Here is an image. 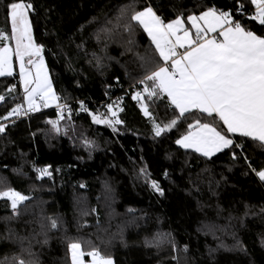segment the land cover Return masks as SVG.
<instances>
[{
    "label": "trees",
    "instance_id": "trees-1",
    "mask_svg": "<svg viewBox=\"0 0 264 264\" xmlns=\"http://www.w3.org/2000/svg\"><path fill=\"white\" fill-rule=\"evenodd\" d=\"M10 2L0 0V29L9 32ZM25 2L32 4V34L53 91L64 102L83 100L84 113H71L56 129L50 123L56 113L48 111L0 133V191L28 197L16 210L0 198V264H71L72 242L114 264H264V181L257 175L264 170V145L234 137L232 147L211 158L183 150L176 141L199 113L156 136L141 104L162 127L178 112L165 94L149 99L143 93L141 81L164 62L131 20L147 7L165 22L208 8L239 20L238 5L247 14L255 8L250 0ZM240 23L264 36L258 21ZM13 66L12 76L0 77L7 99L0 117L26 105ZM119 87L130 90L114 105L122 121L114 131L92 117L110 116L100 104ZM136 91L142 101L132 98ZM45 168L50 175H41Z\"/></svg>",
    "mask_w": 264,
    "mask_h": 264
},
{
    "label": "snow or ice",
    "instance_id": "snow-or-ice-1",
    "mask_svg": "<svg viewBox=\"0 0 264 264\" xmlns=\"http://www.w3.org/2000/svg\"><path fill=\"white\" fill-rule=\"evenodd\" d=\"M250 3L255 6L250 18L264 25V0H250ZM31 10L32 4L25 0L8 3L10 32L0 29V77L13 75L15 56L28 105L24 111L39 110L37 96L44 107L59 99L44 66L42 46L33 38L29 19ZM237 11L243 14L242 4L238 5ZM186 19L191 28L185 26L182 17L165 22L151 7L131 16V20L142 26L151 38L164 62L141 81L143 93L149 99L165 94L178 112L170 123L162 127L155 123L147 104L142 103L143 114L153 119L155 135L160 136L175 127L180 119L199 113L200 117L188 124L187 134L176 141L185 149H194L210 157L232 147L234 141L228 134L237 133L264 145V36L247 30L233 19L231 12L215 8H208L198 16L189 15ZM9 41L15 42L14 49ZM14 90L15 86L9 89ZM132 98L137 101L144 99L140 92ZM4 99L0 95V101ZM22 110V105H17L6 116L0 117V121L20 115ZM107 110L110 116L101 113L93 115L92 119L115 131L116 125L122 121L113 104H109ZM119 111L123 109L119 108ZM205 118L207 122H202ZM50 123L56 124L55 121ZM5 129L6 125L0 123V133ZM39 171L41 175H50L46 168ZM257 175L264 181V170L258 171ZM152 187L160 190L155 181ZM0 198L10 200L13 210L28 199L10 188L0 191ZM52 227H56L55 221ZM68 247L71 264H85V255L91 257V264H113L112 259L103 256L99 250L83 251L79 242H72ZM19 264H24V261H19Z\"/></svg>",
    "mask_w": 264,
    "mask_h": 264
},
{
    "label": "built area",
    "instance_id": "built-area-1",
    "mask_svg": "<svg viewBox=\"0 0 264 264\" xmlns=\"http://www.w3.org/2000/svg\"><path fill=\"white\" fill-rule=\"evenodd\" d=\"M254 12H255V8L248 14L247 13L241 14L240 12H238L237 16L240 17V19L242 20L245 18H250V14H254ZM233 19L235 21L240 22V19L238 20V19H235L234 17H233ZM119 89H121L119 93H117L113 96H110L107 101L101 103L100 105H102V106H108L109 104L115 105L116 103H119L122 99H124L127 92L130 90V89H122L121 87H119ZM137 92H140V91H136V93ZM56 96L59 97V99L56 100V104L55 105H49L48 107H44L43 102L37 96L36 97V103H37V105H39V110L24 111L27 109L28 105L22 106L23 110L21 111L20 115H18V116L13 115L12 117H9V119H7V120L0 121V123H4L6 125V127H8L9 125H12V124L20 122V121L29 120L30 118H32L38 114L48 112V111H54L56 113L58 120H60V121H64L73 112H76V114H78V115L84 113V107H83L84 101L83 100L64 102V101H62L60 96H58V95H56ZM6 100L7 99L5 98L3 101H0V108L5 104ZM57 105H60L61 107H57ZM61 109H63L62 112H61ZM6 115H4V116H6ZM61 115L63 116L62 119H61ZM234 158H236V156Z\"/></svg>",
    "mask_w": 264,
    "mask_h": 264
},
{
    "label": "rangeland",
    "instance_id": "rangeland-1",
    "mask_svg": "<svg viewBox=\"0 0 264 264\" xmlns=\"http://www.w3.org/2000/svg\"><path fill=\"white\" fill-rule=\"evenodd\" d=\"M12 48L14 49L15 48V42L14 41H12ZM13 62L15 63V66L17 67V70L19 71V62L16 60V58H15V56H13ZM44 66H45V63H44ZM29 67H31V66H29ZM45 69L47 70V68H46V66H45ZM14 71H15V68H14V66H13V73H14ZM33 72H34V69H33ZM47 74H48V72H47ZM22 83V82H21ZM34 86V85H33ZM22 87H23V84H22ZM56 104V101H53V102H51L49 105H55ZM26 105H27V103H26ZM25 105V106H26ZM24 106V105H23ZM114 110H115V107H114ZM142 110V109H141ZM149 111H150V113L152 114V118H154V120H155V123L156 124H159L158 122H157V120L155 119V117H154V115H153V113L151 112V110L149 109ZM107 112H108V110H107ZM142 113H143V111H142ZM109 115H110V113H109ZM143 116H144V118H145V120L147 121V123L149 124V126L152 128V130L154 131V124H153V119H150L149 117H146L144 114H143ZM56 122V124H55V128L56 129H59V128H61V126L63 125V121H60V120H56L55 121ZM4 199H7V198H4ZM8 200V199H7ZM8 201H10V200H8ZM25 201H23L22 203H20L19 205H21V204H23ZM10 203H11V201H10Z\"/></svg>",
    "mask_w": 264,
    "mask_h": 264
},
{
    "label": "crops",
    "instance_id": "crops-1",
    "mask_svg": "<svg viewBox=\"0 0 264 264\" xmlns=\"http://www.w3.org/2000/svg\"><path fill=\"white\" fill-rule=\"evenodd\" d=\"M185 26L186 27H189V28H191V24H190V22H187V19H185ZM141 28L143 29V27L141 26ZM144 30V29H143ZM194 31V30H193ZM146 33V32H145ZM147 34V33H146ZM147 36H148V34H147ZM149 37V36H148ZM150 38V37H149ZM151 39V38H150ZM229 135V138H231L233 141H234V137H242V136H240L238 133L237 134H228ZM244 138H248V137H244ZM249 139H251V138H249ZM181 149H183V150H187V151H191V152H194V153H197V154H199V155H201V156H204V155H202L201 153H199V152H196L194 149H185V148H183V147H181L179 144H177ZM225 150V149H224ZM223 151V150H222ZM221 152V151H220ZM220 152H216L215 154H213L212 156H210V157H207V158H211V157H213V156H215L216 154H218V153H220ZM204 157H206V156H204ZM71 254V253H70ZM84 259V258H83ZM84 261H85V259H84ZM113 261V260H112ZM85 264H91V257H90V261L89 262H85ZM113 264H114V262H113Z\"/></svg>",
    "mask_w": 264,
    "mask_h": 264
}]
</instances>
